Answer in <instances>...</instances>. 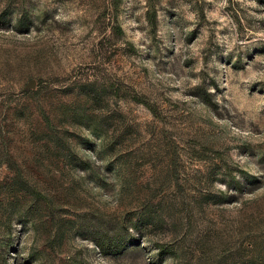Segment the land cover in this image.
<instances>
[{
	"label": "rangeland",
	"instance_id": "obj_1",
	"mask_svg": "<svg viewBox=\"0 0 264 264\" xmlns=\"http://www.w3.org/2000/svg\"><path fill=\"white\" fill-rule=\"evenodd\" d=\"M0 264H264V0H0Z\"/></svg>",
	"mask_w": 264,
	"mask_h": 264
},
{
	"label": "trees",
	"instance_id": "obj_2",
	"mask_svg": "<svg viewBox=\"0 0 264 264\" xmlns=\"http://www.w3.org/2000/svg\"><path fill=\"white\" fill-rule=\"evenodd\" d=\"M111 241V243H112V239L110 240ZM164 250V249H163Z\"/></svg>",
	"mask_w": 264,
	"mask_h": 264
}]
</instances>
